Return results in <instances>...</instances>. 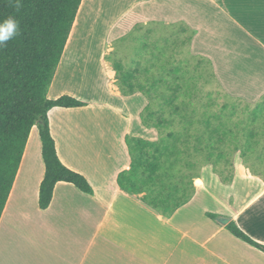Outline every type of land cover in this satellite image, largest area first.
Instances as JSON below:
<instances>
[{
  "label": "crops",
  "instance_id": "1",
  "mask_svg": "<svg viewBox=\"0 0 264 264\" xmlns=\"http://www.w3.org/2000/svg\"><path fill=\"white\" fill-rule=\"evenodd\" d=\"M139 27L172 32L170 49L185 42L229 97L263 100L264 0H83L47 96L88 104L55 108L49 120L60 160L94 194L58 183L50 207L39 208L45 166L40 135L31 150L34 127L0 221V264H264L263 252L220 223L264 245V169L254 174L242 162L225 181L197 163L193 197L169 216L119 187L131 166L126 138L154 140L141 120L148 99L124 96L108 59Z\"/></svg>",
  "mask_w": 264,
  "mask_h": 264
},
{
  "label": "trees",
  "instance_id": "2",
  "mask_svg": "<svg viewBox=\"0 0 264 264\" xmlns=\"http://www.w3.org/2000/svg\"><path fill=\"white\" fill-rule=\"evenodd\" d=\"M82 2L19 0L17 6V0H0V23L12 17L19 25L18 35L6 45H0V221L34 127L39 130L45 166L39 188V208L50 207L58 183L72 184L85 194H94L87 179L60 160L49 120V112L55 108H82L88 104L70 95L57 99L47 96ZM174 44L172 52L186 43ZM155 50L163 56L170 47ZM200 60L201 65L211 67V63ZM114 65L120 92L124 96L141 93L149 101L141 114L143 125L160 131L171 128L166 138L157 142L126 138L131 166L118 176V185L123 191L143 195L140 201L146 206L169 216L191 200L195 192L194 187L190 193L186 185L180 186L187 178L183 170L197 172V163L201 162L213 166L229 163L225 146L233 148L234 153H241L243 163L252 173H257L249 159L252 155L264 162L263 154H256V147L261 144L256 139L258 134H253L252 138L245 135L244 147L240 134L228 130L220 116L208 110L200 114L195 108L193 100L202 98L201 76L190 77L183 65L174 66L170 59L161 65L159 73L140 64L129 69L120 61H115ZM150 65L157 68L153 62ZM206 109H210L209 105ZM262 112L264 98L254 109V118L258 119ZM176 118L184 123L179 131L173 130ZM201 126H204L203 131ZM180 146L187 147L188 151H180ZM193 156L198 160L191 159ZM223 179L229 180L224 176ZM210 217L217 218L216 215ZM227 229L237 239L264 253V245L245 234L233 221Z\"/></svg>",
  "mask_w": 264,
  "mask_h": 264
},
{
  "label": "rangeland",
  "instance_id": "3",
  "mask_svg": "<svg viewBox=\"0 0 264 264\" xmlns=\"http://www.w3.org/2000/svg\"><path fill=\"white\" fill-rule=\"evenodd\" d=\"M86 29L87 27H84V31ZM172 34V32L170 33L169 30L164 28H161L160 30L158 28L156 29L155 27H139L133 32L132 35H130V38L127 41H123L120 43L117 42L116 44L112 45L114 48V52L110 53L108 57L109 62H111L113 68L115 66V61L122 62L126 68H130L132 66L140 64L141 67H147L154 73L161 72V65L167 64V61L169 59L174 66L183 65L185 68L184 71H188V75L190 77H202L200 81L202 98L200 100H193L194 104L197 105L195 106L197 111L202 114L208 110L220 116L221 121L225 124L228 130L232 129L240 134L239 138H241V143L244 145V147L247 140L245 135L249 138H252L253 134H258L256 139L260 140L261 144L256 147V150L258 151L256 154L258 155L261 152V154H263L264 156V112H262V115H258V119L254 118V109L257 107L259 102L251 103L240 98H233L226 95L219 86L218 81L213 78V71L211 70L212 68L209 65H201L200 58L192 56L187 47L173 52L172 50L174 48L172 47L170 51H165L163 56H159V51H153V49L156 47L159 48V50L163 48ZM169 41L168 44L170 46L173 38L171 39L170 43ZM144 44H147V46H144L145 48H143ZM151 62L155 63L157 68L153 69L150 65ZM204 63H206V61H204ZM73 71L77 75H81V73H83V71H81V73L78 74L76 69ZM86 71H89L88 74H90L91 76H93V74L97 76V73L93 68L89 67L87 70H85V72ZM117 79L118 78L116 76V85ZM92 81L94 82L93 79ZM208 105L210 109H206V106ZM166 115L168 116V113ZM183 124L184 123L180 122L179 119L176 118V122H174L175 129L173 128V130H181ZM203 127L204 126L200 127L201 131H203ZM152 129L154 139L153 141L157 142L162 138H166V135L171 128L169 130L163 129L161 131L155 128ZM31 141V150L33 151L35 145H37V141H39V133L37 127L33 131ZM225 147L224 150H226V153L228 154L229 163L211 166L213 167L216 174L222 173L223 175L221 176L227 178L233 174V166L241 165L243 161L240 153H234L233 148H229L228 146ZM180 148V151H183L184 153L188 151L187 147L180 146ZM249 160L254 168L264 169V163L257 161L256 156L250 155ZM192 162L195 161L193 160ZM182 173L187 178H184V184L180 186L186 185L185 187H187V189H189V192L191 193V188H193L195 178L198 173L196 172V170L191 171L190 169H184ZM176 182H178V177L176 178Z\"/></svg>",
  "mask_w": 264,
  "mask_h": 264
},
{
  "label": "clouds",
  "instance_id": "4",
  "mask_svg": "<svg viewBox=\"0 0 264 264\" xmlns=\"http://www.w3.org/2000/svg\"><path fill=\"white\" fill-rule=\"evenodd\" d=\"M17 6H19V0H17ZM18 29V22L12 17L0 23V45H6L14 39L18 35Z\"/></svg>",
  "mask_w": 264,
  "mask_h": 264
},
{
  "label": "water",
  "instance_id": "5",
  "mask_svg": "<svg viewBox=\"0 0 264 264\" xmlns=\"http://www.w3.org/2000/svg\"><path fill=\"white\" fill-rule=\"evenodd\" d=\"M229 219H227V218H221L220 219V223H222L223 225H228L229 224Z\"/></svg>",
  "mask_w": 264,
  "mask_h": 264
}]
</instances>
